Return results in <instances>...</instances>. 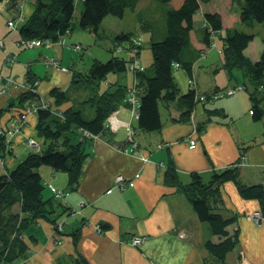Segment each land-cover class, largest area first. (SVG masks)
<instances>
[{
  "label": "crops",
  "instance_id": "obj_1",
  "mask_svg": "<svg viewBox=\"0 0 264 264\" xmlns=\"http://www.w3.org/2000/svg\"><path fill=\"white\" fill-rule=\"evenodd\" d=\"M34 1L19 0V10L15 14L6 10L5 0H0V77L16 83L13 87L0 86V125L6 128L12 119L23 120L19 133L10 137L11 153L0 156L5 174L18 159L33 151L34 148L24 142L26 138L33 139L38 147L41 145L35 137L36 117L26 112L29 103L22 107L15 105L25 91L21 85L25 86L27 74L35 77L37 96L52 106V89L66 94L68 89L84 85L86 91L88 86L85 81H73L75 74H84L76 69L84 70L82 64L85 57L90 56L88 65H85L89 67L93 60L109 57L105 51L102 57L94 55L92 48L88 51L87 45L95 46L96 37L89 30L79 27V30H71L60 40L37 47L21 44L23 39L19 29L30 15ZM182 1L171 0L167 5L178 8ZM222 2L227 5V0L201 3L194 16L192 45L200 52L196 55L188 52L185 58L192 62L191 72L188 74L181 66L174 65L173 68V79L180 96L193 90L207 95L208 101L201 103L196 100L188 120L180 117L187 110L180 98L167 105L159 101L161 127L145 131L138 126L137 114L123 100L108 119L104 134L95 138L86 137V157L75 190L68 187L65 173L41 166L38 172L47 191L43 190L42 197L52 198L56 206L60 203L67 211L58 215L61 212V207H58L47 219H39L27 228L23 233L27 253L15 264H72L73 259L79 256L87 264H203L204 261L215 264L204 243L208 239L218 242L219 237L212 235L208 225L198 220L184 194L175 186L166 184L164 172L171 162L179 182L187 184L191 173L208 179L213 171L236 165L243 157L246 165L238 167L241 181L247 185H264V122L251 118L247 90L243 88L232 96L211 98L221 90L236 85L246 86V79L241 70L235 69L229 74L221 68L222 32L212 36L208 47L198 43L203 38L201 24L204 12L221 10V7L223 12L226 11ZM235 8L230 13L237 12ZM75 9L74 15L77 13L78 19L82 11L79 0ZM159 17L161 20V14ZM9 20L15 24L14 28H8ZM230 24L236 30L242 25L234 14ZM115 32H118L116 36L131 34V31L121 27ZM253 35L244 54L255 61L263 48L264 37L257 41L256 35ZM151 36L149 32V39ZM98 38L102 37L99 35ZM134 38L138 37L132 40ZM139 39L138 54L132 60L144 69L151 61L146 65L142 62L143 39ZM129 46V42L114 41L113 51L119 52L112 55L131 58L134 54ZM52 60L57 64H52ZM124 73H127L125 82L119 76H112V81L101 90L116 83L126 88L133 87V73ZM76 101L74 103L68 98L67 102L54 109L63 110L81 104L83 100ZM87 114L92 115V112ZM189 140L195 141L194 148H189ZM21 145L25 148L17 151L15 148ZM15 153L18 155L15 156ZM118 175L127 180L122 187L115 182ZM51 188L59 194L56 196ZM220 191L222 208L218 209L219 213H228L222 214L224 217L241 214L226 227L228 234L238 230V243L227 254L225 264H264V218L255 223L247 217L258 210V203L241 198L232 182L222 184ZM133 237L144 238L143 244L133 246Z\"/></svg>",
  "mask_w": 264,
  "mask_h": 264
},
{
  "label": "trees",
  "instance_id": "obj_2",
  "mask_svg": "<svg viewBox=\"0 0 264 264\" xmlns=\"http://www.w3.org/2000/svg\"><path fill=\"white\" fill-rule=\"evenodd\" d=\"M5 1L6 10L17 14L19 0ZM76 1L78 0H35L30 15L19 29L22 39L54 42L68 35L73 29L72 18ZM79 1L82 4V11L78 27L87 29L95 35L98 34L99 25L106 16L122 18L127 10L134 11L139 2V0ZM153 1L161 4L159 12L161 20L157 21L154 28L148 22L141 25L152 33L149 46L152 57L146 68L133 70L129 68L138 52L129 59L112 55L106 62L93 60L86 73L75 74L73 79L74 83L82 81L87 83L91 91L90 97L78 106H69L63 110H56L54 107L68 101L65 92L52 89L51 106L37 96L34 90L35 77L27 74L25 84L30 83L31 88L20 94L15 105L22 107L26 102L29 103L28 108L35 105L33 114L36 117L35 137L41 145L37 150L33 149L18 160L13 169L0 175V264H15L26 255L28 247L23 239V233L30 225L39 219H47L58 207H61L58 215L67 211L60 203L56 206L52 198L42 197L45 184L38 169L41 166H48L53 172L65 173L68 187L71 190L76 189L81 165L86 157L84 144L88 138L84 133L95 137L104 134L108 119L130 89L116 83L105 90H100L97 84L105 81L109 73L127 71L133 73L134 82L131 88L135 89V95L139 100L137 119L142 130L154 131L161 127L159 101L167 105L180 98L187 106V110L180 117L184 120L189 119L200 94L189 90L180 96L179 88L173 79V68L174 65L181 66L188 74L191 72L192 62L185 58L188 52L195 55L200 52L192 45L195 34L194 16L199 11L201 3L207 4L211 0H183L178 8L168 7L167 4L171 0ZM234 5L238 11L230 13ZM224 7L226 9L224 12L222 7L221 10L204 12L201 24L203 38L198 43L208 47L212 43V36L222 32L221 68L229 74L232 70H241L246 79V86L243 88L247 90L250 99L251 118L264 122V39L258 60L252 61L244 54V50L254 35L232 29L230 24L234 14L236 20L246 27L251 28L257 23L264 29V0H227ZM136 39L140 40L139 37L132 40L130 34L121 33L115 37V43L129 42V48L132 49L136 46ZM6 79H0V86L4 88L11 86L6 84ZM43 102L46 106L42 108ZM86 106L92 109V115L84 112L83 108ZM20 116L22 117V114ZM14 120H10L8 124ZM0 128L4 127L0 125ZM10 137L8 131L4 135L0 134V156L11 153ZM164 181L184 194L198 220L208 225L212 235L219 237L218 242L208 239L204 243L208 255L215 264H225L227 254L233 251L238 243V230H234L232 234L226 231V227L235 222L236 216L224 217L218 211L222 208L220 191L222 184L232 182L241 198L256 201L258 203L256 212L264 218V185L243 183L236 165L213 171L207 182H203L198 173H191L190 182L181 184L174 165L169 162L164 172ZM51 223L54 224L55 221L52 220ZM73 239L76 240L75 234ZM72 264L87 262L79 256L73 259ZM203 264L209 263L204 261Z\"/></svg>",
  "mask_w": 264,
  "mask_h": 264
},
{
  "label": "rangeland",
  "instance_id": "obj_3",
  "mask_svg": "<svg viewBox=\"0 0 264 264\" xmlns=\"http://www.w3.org/2000/svg\"><path fill=\"white\" fill-rule=\"evenodd\" d=\"M77 2V1H76ZM160 3L153 1V0H140L139 5L137 6V8L134 11H126L124 13V16L122 18H117L114 16H106V19H103V21L101 22V24L99 25V30H98V34L95 35L93 32H91L93 34V36H95V46H93V44H88L87 45V50L89 51L92 48L93 54L94 55H98V57H102L101 55H103V51L107 52V54H109L108 58H100L102 60H98L101 62H106L112 55V53H118V52H114L113 51V43L115 41V37H116V33L115 32L116 29L118 28H122V29H127L128 31H131L130 36L133 38L135 36L140 37L141 40L143 39V44L141 46V60L143 63H145L144 65H146L148 63V61H151V52H150V39H149V32L147 29L143 28L141 25L144 24V21H147L148 23H151L153 26V28L155 27V24H157V21L160 20ZM237 8V6L234 5L233 8ZM235 8V9H236ZM238 9V8H237ZM76 10V9H75ZM77 13H75V15L73 14V18H72V25L74 26V29H72V31H76L79 30L77 23H78V19L76 18ZM151 21H154L151 22ZM123 31V30H122ZM239 31H243L245 33H253L256 35V40L259 41L260 38L264 37V29L262 28V26L260 24L255 23L253 28L250 29L248 27H246L245 25H241V28H239ZM147 32V33H146ZM99 35L102 38H98ZM122 43H124V41H121ZM1 43V41H0ZM77 46V45H75ZM116 51V50H115ZM97 53V54H96ZM126 55H124V57H126ZM90 59V56L85 57V60L82 64V67H85L84 70H78L76 69V71H80L82 73H86L89 66H85L86 64L88 65V60ZM52 64L56 63L55 61L52 60ZM127 73H109L107 75V79L105 81H100L97 85H100L99 89L101 90L103 88V86L107 87V83L112 81V76H119L120 80L122 82H125V78L124 76H126ZM78 76L75 78L77 79ZM124 78V79H123ZM16 83L13 81V83L11 84L10 87H13ZM30 84V83H27ZM26 85V84H25ZM35 85V84H34ZM77 85V84H76ZM24 87V85H21V87ZM84 86V85H83ZM83 86L80 85V88H72V89H68V91H66V96L68 98H70L72 100V102L76 103L82 100H86L88 97H90L91 94H89V92H91L89 90V87H85L86 91H84ZM88 86V85H87ZM75 106H78L80 104H74ZM160 108H162V106L160 105ZM84 112L87 113L88 111H91L92 109L89 106H86L83 108ZM7 126H9V124H7ZM19 133V130L17 132ZM12 133V134H14ZM35 139V138H34ZM29 140V138H27L26 141H24L27 144V141ZM37 140V139H36ZM38 142V140H37ZM15 148V147H14ZM23 148H25L24 146H17V148H15L17 151L18 150H22ZM18 154L15 153V156H17ZM26 155V154H25ZM24 155V156H25ZM23 156V157H24ZM23 157H21L20 159H22ZM18 159V160H20ZM17 160V161H18ZM16 161V162H17ZM13 169V168H12ZM2 171V172H1ZM0 172L2 173L1 175L5 174V169L1 166L0 164ZM203 182H207L209 180L208 179H202ZM246 183V182H244ZM45 192L46 189H45ZM223 215H228V213H222ZM237 215H241V214H237ZM235 214V216H237ZM250 215V214H249ZM248 216V215H247ZM262 217L260 216V220L261 221ZM253 222L256 223L255 220L251 219Z\"/></svg>",
  "mask_w": 264,
  "mask_h": 264
},
{
  "label": "built area",
  "instance_id": "obj_4",
  "mask_svg": "<svg viewBox=\"0 0 264 264\" xmlns=\"http://www.w3.org/2000/svg\"><path fill=\"white\" fill-rule=\"evenodd\" d=\"M9 25H11V27H9ZM7 26H8V28H12V24L11 23L8 24ZM20 43L23 44V45H25V46H27V47L32 48V47L40 46L42 44H46L48 42H43L42 40H22ZM135 44H136V46L132 48V53L133 54H136L137 53V49H138L137 47L140 46V40L136 39ZM0 45H2V43H0ZM54 65H56V63H54ZM129 68L131 70H133V69H140L138 67L137 61H133V60H132V62L130 64ZM5 81H6V84L7 85H11L13 83V81L10 80V79H6ZM30 88L31 87H30L29 84H26L25 85V89L26 90H28ZM241 90H243V86L242 85H236V86H234L232 88H227V89L221 90L220 92H216L213 96L211 95L212 96L211 98H218L220 96H232L236 92L241 91ZM196 100H198V102L205 103V102L208 101V98L205 95H198ZM124 101L129 102L133 107H137L139 105V100H138V98L135 95V89L134 88H130L128 90V92L126 94V97L124 98ZM45 106H46V103L43 102L42 105H41V107L43 108ZM34 111H35V105H31L26 110V112L29 113V114L30 113L34 114ZM22 124H23L22 119H15L6 128H3V129L0 128V134L1 135H4V133L8 131L9 134L12 135V133L17 132L18 130L21 129ZM84 134H85L86 137L95 138V136H92L91 134H88L86 132ZM27 145L30 146V147H32V148H34L35 150H37L39 148L38 145L36 144V142L33 139H29L27 141ZM132 147H134V145ZM194 147H195V141L194 140H189V148H194ZM245 165H246V162H245V159L243 157H241L240 160L236 164L237 167H239V166H245ZM126 181L127 180L124 179L120 175H118V176L115 177V182L120 187H122L126 183ZM51 189L53 191H55V195L57 196L58 195V191L55 190V189H53V188H51ZM247 217L249 219L255 220L256 223L260 220V214H259V212H256V211L253 212V213H251ZM97 230H98V228H97ZM143 241H144V238H142V237H133L131 239V244L133 246L138 247V246H140V245L143 244Z\"/></svg>",
  "mask_w": 264,
  "mask_h": 264
},
{
  "label": "bare ground",
  "instance_id": "obj_5",
  "mask_svg": "<svg viewBox=\"0 0 264 264\" xmlns=\"http://www.w3.org/2000/svg\"><path fill=\"white\" fill-rule=\"evenodd\" d=\"M12 24V28H14L15 27V24L11 21V20H9L8 22H7V25L8 24ZM9 27H11V25H9ZM0 47H1V45H0ZM26 90V89H25ZM126 102V101H125ZM130 107H131V109L137 114V112H138V106L137 107H133L129 102H126Z\"/></svg>",
  "mask_w": 264,
  "mask_h": 264
}]
</instances>
